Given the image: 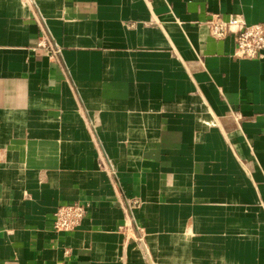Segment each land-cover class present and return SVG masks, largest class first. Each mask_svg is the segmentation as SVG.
<instances>
[{
    "label": "crops",
    "instance_id": "1",
    "mask_svg": "<svg viewBox=\"0 0 264 264\" xmlns=\"http://www.w3.org/2000/svg\"><path fill=\"white\" fill-rule=\"evenodd\" d=\"M231 15L264 0H0V264H264V52Z\"/></svg>",
    "mask_w": 264,
    "mask_h": 264
},
{
    "label": "built area",
    "instance_id": "2",
    "mask_svg": "<svg viewBox=\"0 0 264 264\" xmlns=\"http://www.w3.org/2000/svg\"><path fill=\"white\" fill-rule=\"evenodd\" d=\"M210 33L222 38L229 33L235 34L234 54L239 57L255 58L263 55L264 52V20L249 23L241 16H219L210 17L207 20ZM40 44L61 52V46L54 44L45 38ZM89 204L79 200L60 205L54 213V228L59 230H72L82 223L88 211ZM56 264H64L58 261Z\"/></svg>",
    "mask_w": 264,
    "mask_h": 264
}]
</instances>
